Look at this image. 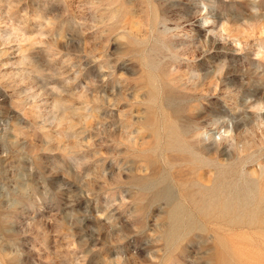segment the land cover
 Wrapping results in <instances>:
<instances>
[{"label": "rangeland", "instance_id": "rangeland-1", "mask_svg": "<svg viewBox=\"0 0 264 264\" xmlns=\"http://www.w3.org/2000/svg\"><path fill=\"white\" fill-rule=\"evenodd\" d=\"M0 264H264V0H0Z\"/></svg>", "mask_w": 264, "mask_h": 264}, {"label": "bare ground", "instance_id": "bare-ground-1", "mask_svg": "<svg viewBox=\"0 0 264 264\" xmlns=\"http://www.w3.org/2000/svg\"><path fill=\"white\" fill-rule=\"evenodd\" d=\"M180 83V82H179ZM169 85V84H168ZM180 90V89H179ZM170 95H172V94H170ZM229 212V211H228ZM235 212V211H234Z\"/></svg>", "mask_w": 264, "mask_h": 264}]
</instances>
